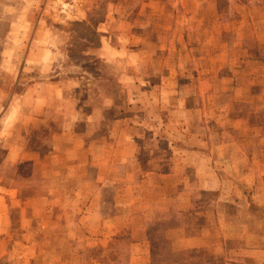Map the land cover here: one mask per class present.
Returning <instances> with one entry per match:
<instances>
[{
  "label": "rangeland",
  "instance_id": "1",
  "mask_svg": "<svg viewBox=\"0 0 264 264\" xmlns=\"http://www.w3.org/2000/svg\"><path fill=\"white\" fill-rule=\"evenodd\" d=\"M0 195V264H264V0H0Z\"/></svg>",
  "mask_w": 264,
  "mask_h": 264
},
{
  "label": "crops",
  "instance_id": "2",
  "mask_svg": "<svg viewBox=\"0 0 264 264\" xmlns=\"http://www.w3.org/2000/svg\"><path fill=\"white\" fill-rule=\"evenodd\" d=\"M74 133L73 134V137H80L79 133H76L75 132V129H74ZM74 139V138H73ZM76 146H78L79 149H76L74 148L75 150L81 152L83 154V158H82V161L81 162H77V160L72 157V161H69V164L70 166L72 165L74 167V165H80L82 166L83 168L85 167H88L89 164H91V161H90V149H96L97 148V153H96V159H97V162L96 164L93 163L94 165H97V167H100L102 166L104 163H105V155H106V151H105V146L104 145H101L100 143L96 146V143H93V145L87 143V142H83V144H77ZM73 150V151H75ZM75 165V166H76ZM98 180L100 181V176L98 177ZM213 183L214 185H217L216 184V176L213 177L212 174H211V178H210V184ZM212 189V187L210 188ZM1 197V195H0ZM7 214H8V211L6 209H4V206L0 208V220H7Z\"/></svg>",
  "mask_w": 264,
  "mask_h": 264
},
{
  "label": "trees",
  "instance_id": "3",
  "mask_svg": "<svg viewBox=\"0 0 264 264\" xmlns=\"http://www.w3.org/2000/svg\"><path fill=\"white\" fill-rule=\"evenodd\" d=\"M164 262H166V264H184V260L179 261V258H177L176 254L173 252L171 254H166L162 258L157 259L154 264H163ZM190 263L191 264H202V260L200 261L198 260L197 262H190ZM227 263L228 262H225V264Z\"/></svg>",
  "mask_w": 264,
  "mask_h": 264
}]
</instances>
